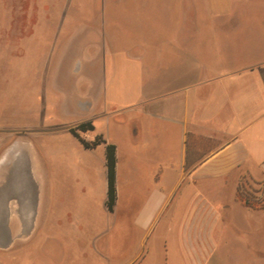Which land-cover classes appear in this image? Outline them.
<instances>
[{
    "label": "rangeland",
    "instance_id": "rangeland-1",
    "mask_svg": "<svg viewBox=\"0 0 264 264\" xmlns=\"http://www.w3.org/2000/svg\"><path fill=\"white\" fill-rule=\"evenodd\" d=\"M102 32L108 43L102 42ZM261 56L264 0H0V144L28 142L42 175L40 232L17 253L2 252L0 264H129L146 250L141 264H189L179 254L182 247L210 245L217 264H264L249 258V246L239 237V230L257 229L248 239L264 249V219L244 217L246 211L233 202L227 187L205 193L183 183L146 244L138 232L127 234L147 190H135L129 203L133 166L128 135L135 122L127 114L110 115L143 100L149 80L158 85L166 72H177L179 66L189 67V72H222L229 59L246 62ZM174 95L164 98L173 101ZM85 96L90 102L78 103ZM87 118L95 125L90 135L120 138L118 228L92 236L112 221L96 190L77 210V225L62 217L55 223L62 237L48 239V163L58 159L61 166L65 151L84 153L91 168L80 183L98 186L103 174L102 149L83 152L68 130ZM58 177L60 185L74 183L72 174L59 172ZM238 186L242 195L264 203L263 181L242 178ZM201 194L209 208L230 202L225 212L231 216L220 209L222 214L211 221L191 219L187 209Z\"/></svg>",
    "mask_w": 264,
    "mask_h": 264
},
{
    "label": "crops",
    "instance_id": "crops-1",
    "mask_svg": "<svg viewBox=\"0 0 264 264\" xmlns=\"http://www.w3.org/2000/svg\"><path fill=\"white\" fill-rule=\"evenodd\" d=\"M101 40L108 43L107 34L102 32ZM102 54L105 56L104 52ZM229 60L222 72H189V67L179 66L177 72H166L158 85L155 79L149 80L142 89L143 100L110 112L111 117L127 114L129 120L135 122L128 135L133 166V191L129 203L133 202L135 190L145 187L147 191L132 214L131 227L126 232L131 235L138 232L143 244L151 237L183 183L201 187L205 193L230 188L233 202L246 211L244 217L264 219V208H252L235 199V191L242 178L264 182V56L246 62ZM155 92L160 93L157 95ZM169 94H175L176 99L166 100L164 97ZM86 97L78 103L88 104L90 97ZM88 119L92 120H84ZM93 130L80 134L91 141L96 134H102L92 136L89 132ZM103 138L116 148V201L113 210L109 211L105 203L104 144L93 148H85L81 144L85 153L98 147L102 149L103 174L98 186L86 187L80 183L83 173L91 168L86 163L85 154L65 151L61 166L57 165L58 159H54L56 165L48 163L47 167L45 234L48 239L62 237L63 233L55 226L62 217L77 225L80 221L77 210L96 190L100 205L112 221L105 229L95 230L92 236L117 231L120 138L110 134ZM30 147L28 142L14 140L0 144V259L2 252L17 253L20 245L30 242L40 232L42 175L36 152ZM154 155L156 159L151 160ZM59 172L72 174L74 183L60 185ZM203 194L187 209L191 219L211 221V216L222 214L220 209L223 214L231 216L225 212L231 209L230 202L226 200L220 207L209 208ZM257 231L239 230V237L244 245L249 246L246 250L249 258L264 260V249L256 247L248 239L249 234ZM212 251L211 245L190 250L182 247L179 254L184 260L188 258L189 264H217ZM142 252H138V257L129 264L140 258ZM148 252L146 250L137 264L145 261Z\"/></svg>",
    "mask_w": 264,
    "mask_h": 264
},
{
    "label": "trees",
    "instance_id": "trees-1",
    "mask_svg": "<svg viewBox=\"0 0 264 264\" xmlns=\"http://www.w3.org/2000/svg\"><path fill=\"white\" fill-rule=\"evenodd\" d=\"M94 129V124L92 120H83L70 126L68 128L69 132L85 147L93 148L98 144L103 143L105 146V163H106V174H107V192H106V207L109 211L113 210L116 201V179H115V168H116V153L115 145L113 143L107 142L102 134H96L91 141L86 140L80 132H85ZM239 186H237L235 191V199L240 201L242 204L252 207V208H264V203L259 201L251 200L242 195L239 191Z\"/></svg>",
    "mask_w": 264,
    "mask_h": 264
}]
</instances>
